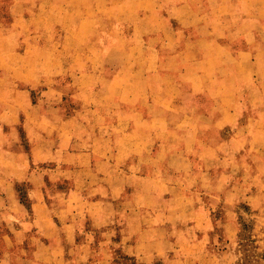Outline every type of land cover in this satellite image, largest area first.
Masks as SVG:
<instances>
[{
  "label": "rangeland",
  "instance_id": "374dc122",
  "mask_svg": "<svg viewBox=\"0 0 264 264\" xmlns=\"http://www.w3.org/2000/svg\"><path fill=\"white\" fill-rule=\"evenodd\" d=\"M101 94L140 97L145 118L152 95L170 126L172 182L145 186L169 200L153 264H264V0H0L1 112L12 97L27 126L73 127Z\"/></svg>",
  "mask_w": 264,
  "mask_h": 264
},
{
  "label": "crops",
  "instance_id": "0c3cea01",
  "mask_svg": "<svg viewBox=\"0 0 264 264\" xmlns=\"http://www.w3.org/2000/svg\"><path fill=\"white\" fill-rule=\"evenodd\" d=\"M92 96L100 108L66 117L73 127L27 126L26 106L12 97L0 111V264H112L116 249L146 264L165 255L149 235L169 200L145 186L161 184V191L172 182L166 168L172 147L158 141L170 126L165 119L159 131L152 124V95L142 98L146 118L135 104L140 97ZM172 103L164 101L183 111ZM180 161L187 158L180 155ZM66 182L63 189L59 184Z\"/></svg>",
  "mask_w": 264,
  "mask_h": 264
}]
</instances>
